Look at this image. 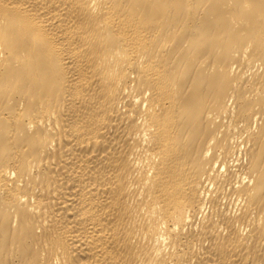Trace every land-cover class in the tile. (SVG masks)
<instances>
[{
	"label": "bare ground",
	"instance_id": "obj_1",
	"mask_svg": "<svg viewBox=\"0 0 264 264\" xmlns=\"http://www.w3.org/2000/svg\"><path fill=\"white\" fill-rule=\"evenodd\" d=\"M0 264H264V0H0Z\"/></svg>",
	"mask_w": 264,
	"mask_h": 264
}]
</instances>
